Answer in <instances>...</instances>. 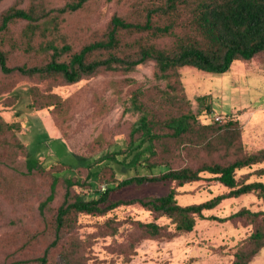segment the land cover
Instances as JSON below:
<instances>
[{
	"label": "rangeland",
	"instance_id": "1",
	"mask_svg": "<svg viewBox=\"0 0 264 264\" xmlns=\"http://www.w3.org/2000/svg\"><path fill=\"white\" fill-rule=\"evenodd\" d=\"M75 1L1 0L0 17L12 6L49 12ZM153 2L88 0L77 11L59 15L52 11L43 19L50 23L45 26L42 22L34 25L17 19L0 32V50L11 67L43 65L51 53L49 42L69 44L70 54L84 44L105 40L114 15L128 21H143ZM122 36L131 44L140 36L161 46L172 43L171 38L154 39L144 33L123 32ZM100 54L107 56L109 51ZM63 58L67 60L68 54ZM170 84L181 88L187 103L164 102V97L171 96ZM198 96L206 97L199 100ZM149 109L160 111L164 118L172 111H190L202 124L222 125L235 120L241 126L245 149L257 151L264 147V53L251 60H235L223 73L181 67L178 78L161 77L153 60L130 71H100L72 84L17 72L5 74L0 69V123L17 124L13 130L0 127V168L8 167L3 185L7 192L0 191V264H42L38 260L46 251L50 264L58 260L62 241L56 247L50 244L55 238L53 219L62 199L61 183L48 206L43 203L49 195L52 176L56 175L60 182L72 179L76 183L73 193L99 196L103 186L124 177L110 167L105 156L127 147L129 132ZM19 144L38 158L39 170L28 173ZM173 154L177 164H182L189 160L196 163L206 153L192 147L189 152L174 149ZM257 167L239 169L237 175ZM14 168L23 169L26 174H19L11 182ZM201 175L200 180L182 185L167 181L126 187L114 192L112 198L162 195L174 190L177 202L187 205L228 191L223 184L210 179L212 174ZM255 179L264 180V176L250 178ZM242 207L264 210V199L253 192L225 199L215 208L205 210L202 217H196L193 230L179 232L170 240L136 241L133 249L125 252L122 245L131 240L137 220L156 221L173 231L175 223L167 216L156 218L139 204H122L103 215L79 214L72 236L81 242L84 264H232L238 244L251 232L252 225L244 220L211 216L224 218ZM249 264H264V248Z\"/></svg>",
	"mask_w": 264,
	"mask_h": 264
},
{
	"label": "trees",
	"instance_id": "2",
	"mask_svg": "<svg viewBox=\"0 0 264 264\" xmlns=\"http://www.w3.org/2000/svg\"><path fill=\"white\" fill-rule=\"evenodd\" d=\"M87 1L70 2L49 12L35 7L26 9L12 6L0 17V32L7 30L9 24L17 19L28 20L34 25L42 22L45 26L50 23L43 19L52 11L56 15L77 11ZM123 32L144 33L154 39L168 37L172 43L161 46L149 37L142 39L140 36L138 42L131 44L124 41ZM47 47L51 50L49 60L43 65L32 66L11 67L7 64L6 54L0 50V69L5 74L17 72L40 79H60L64 84L76 83L100 71H130L149 60L155 62L157 73L163 78H178L179 68L185 66L223 73L229 70L235 60H251L264 53V0H154L147 7L143 21H128L114 15L105 40L84 44L70 54L71 46L60 45L56 40L49 42ZM103 51H109V54L101 55ZM65 54H68L67 60L63 58ZM169 94L171 96L163 98L164 102L187 103L178 86L170 84ZM205 97L198 96V99L203 100ZM150 110L143 112L132 127L127 147L108 152L105 156L110 167L124 177L106 186L105 190L100 189L99 196L84 197L73 193L72 187L76 183L72 179L65 178L60 182L56 175L52 176L49 195L43 199L44 205L48 206L56 197L58 184L63 186L62 199L53 219L55 238L50 244L56 247L62 241L61 252L54 264H84L80 255L81 242L72 236L78 225L79 214L103 215L122 204H139L156 218L167 216L175 223L173 231L156 221L137 220L131 240L122 245L125 252L126 249H133L136 241L170 240L179 232L193 230L196 217H202L205 210L215 208L225 199L252 192L264 199V180H250L254 175L264 176V147L247 151L237 121H227L222 125L217 122L202 124L197 115L190 111H172L164 118L160 111ZM0 127L13 130L17 124L0 123ZM19 145L24 152L23 164L28 173L39 170L41 162L38 158L31 156L24 145ZM192 147L206 154L196 163L189 160L177 164L173 150L183 148L189 152ZM254 165L258 167L237 175L239 169ZM7 168H0L2 193L7 192L3 188L6 179L4 171ZM13 171L16 174H10L13 177L11 182L19 174H26L23 169L14 168ZM203 172L212 174L210 179L220 182L228 191L203 202L187 205L177 202L174 190L162 195L119 200L112 198L114 192L131 186L167 181L182 185L198 181ZM211 217L244 220L252 225L251 232L238 244L232 264H249L264 248V210L252 211L242 207L224 218ZM67 234L70 236L65 238ZM38 261L50 264L47 251Z\"/></svg>",
	"mask_w": 264,
	"mask_h": 264
},
{
	"label": "built area",
	"instance_id": "3",
	"mask_svg": "<svg viewBox=\"0 0 264 264\" xmlns=\"http://www.w3.org/2000/svg\"><path fill=\"white\" fill-rule=\"evenodd\" d=\"M103 190H105V186H103V188H102Z\"/></svg>",
	"mask_w": 264,
	"mask_h": 264
}]
</instances>
